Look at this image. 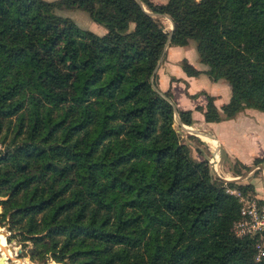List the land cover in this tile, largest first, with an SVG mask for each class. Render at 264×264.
<instances>
[{
  "label": "trees",
  "instance_id": "trees-1",
  "mask_svg": "<svg viewBox=\"0 0 264 264\" xmlns=\"http://www.w3.org/2000/svg\"><path fill=\"white\" fill-rule=\"evenodd\" d=\"M168 40L194 41L204 73L230 86L221 112L210 95L196 107L205 122L264 112V0H0V226L31 241V260L264 264L256 239L234 234L227 192L253 186L216 177L173 126L175 112L193 120L153 75Z\"/></svg>",
  "mask_w": 264,
  "mask_h": 264
},
{
  "label": "crops",
  "instance_id": "crops-1",
  "mask_svg": "<svg viewBox=\"0 0 264 264\" xmlns=\"http://www.w3.org/2000/svg\"><path fill=\"white\" fill-rule=\"evenodd\" d=\"M183 62L200 73L195 76L187 75L182 68ZM206 69L190 42L186 46L168 43L155 72V81L161 92H170L171 101L177 109L192 111V124L197 123L202 128L210 129L220 141L232 139L235 142L218 144L217 152L224 153L229 161L250 166L255 158L264 156V112L245 109L233 119L205 122L202 111L196 107H205L207 95L214 97V104L220 112L230 97L228 83L210 80L204 73ZM209 146L212 149L213 145ZM215 158L216 154L214 160ZM260 165L264 174V161ZM249 183L254 189L252 193L264 198V178H253Z\"/></svg>",
  "mask_w": 264,
  "mask_h": 264
},
{
  "label": "rangeland",
  "instance_id": "rangeland-1",
  "mask_svg": "<svg viewBox=\"0 0 264 264\" xmlns=\"http://www.w3.org/2000/svg\"><path fill=\"white\" fill-rule=\"evenodd\" d=\"M45 1L57 2L59 0H45ZM151 1L154 2L155 4H163V3H166L167 0H151ZM55 12L61 16L72 19L76 23V25L80 27L81 29H85V30L87 29L99 35L105 33L106 31L104 26L92 21L88 13L82 9L57 8ZM156 17L162 23V25L164 26L167 32L173 29V23L168 15H157ZM132 26L133 25H131V28ZM189 42L191 45L195 47L194 41L189 40ZM220 80H223V79H220ZM229 90H230V96H231V89ZM179 121L180 120L177 114V117L174 118L173 126L179 135L181 143L189 147L191 156L194 159L196 160L206 159L209 162V165L213 161L212 162L213 166L210 165V168H211L212 173L216 177L224 181H226L227 179V181L228 180L236 181L241 184L249 183L251 179L253 178H259V179L264 178L263 177L264 174H263V171L260 165L261 163L259 165H253L252 163L250 165V169L246 170V169L241 168V163H239L238 161H235V162L229 161L228 157L224 153H221L219 151L217 152L218 144H232V143L235 144V142L232 139L230 141L226 139L225 140L221 139L220 141L218 140V138H216V135H214L210 129L202 128L197 123L192 124V125H187V127L192 128L193 131L187 130L186 128L182 127L183 123H180ZM195 131L200 133L202 137L197 136L194 133ZM209 137L213 138L214 140L210 139ZM203 138L206 139L207 141L203 140ZM211 144L216 145L215 146L216 148L212 147V155L210 154V151H209V147H210L209 145ZM215 154H216V158L214 160ZM0 199H3V198L0 197ZM1 210L2 208L0 206V212ZM3 231L6 232V235L2 234ZM9 235H10V232L7 230V226H0V256L3 254L5 255V261L7 264H43L36 260L33 261L30 259L29 254H30V250L32 249L31 241L28 240L26 242L25 241L22 242L18 238H12L11 241L8 242L7 236ZM3 248L8 249L9 251H7L6 253H3L2 252L3 250H1ZM46 264H61V263H58L48 258V261Z\"/></svg>",
  "mask_w": 264,
  "mask_h": 264
},
{
  "label": "built area",
  "instance_id": "built-area-1",
  "mask_svg": "<svg viewBox=\"0 0 264 264\" xmlns=\"http://www.w3.org/2000/svg\"><path fill=\"white\" fill-rule=\"evenodd\" d=\"M227 192L237 197L240 203V217L233 223L234 234L255 238V259L264 260V198L237 189H227Z\"/></svg>",
  "mask_w": 264,
  "mask_h": 264
},
{
  "label": "water",
  "instance_id": "water-1",
  "mask_svg": "<svg viewBox=\"0 0 264 264\" xmlns=\"http://www.w3.org/2000/svg\"><path fill=\"white\" fill-rule=\"evenodd\" d=\"M168 43H169V40L167 41L165 47L167 46ZM165 47H164V49H165ZM163 52H164V51H163ZM161 57H162V56H161ZM160 59H161V58H160ZM159 61H160V60H159ZM158 66H159V62H158L157 66H156V68H155V70H154V72H153V75L155 74V72H156ZM175 117H177V112H175ZM179 122H180V121H179ZM180 123H181V122H180ZM182 127L186 128L187 130L193 131L192 128L187 127V126L184 125V124H182ZM209 151H210V154L212 155V149H211L210 147H209ZM212 162H213V161H212ZM212 162L210 163L211 166H213V165H212ZM215 174H216V173H215ZM238 178H239V177H238ZM238 178H237V179H238ZM239 179H240V178H239ZM226 181H227V179H226ZM228 181H231V180H228ZM2 234H3V235H6V232L3 231ZM0 264H7L6 261H5V256H3V255L0 256Z\"/></svg>",
  "mask_w": 264,
  "mask_h": 264
},
{
  "label": "bare ground",
  "instance_id": "bare-ground-1",
  "mask_svg": "<svg viewBox=\"0 0 264 264\" xmlns=\"http://www.w3.org/2000/svg\"><path fill=\"white\" fill-rule=\"evenodd\" d=\"M194 133H195L197 136H201V137H202V135H201L200 133H198V132H196V131H195ZM207 138H208V137H207ZM209 138H210V139H213V138H211V137H209ZM203 140L207 141V140L204 139V138H203ZM213 140H214V139H213ZM214 142H215V141H214ZM207 143H208V142H207ZM214 144H215V143H214ZM214 144H212V145H213L214 148H216ZM1 250H3V251H2L3 253H6L7 251H9L8 249H4V248L1 249ZM3 253H2V254H3ZM3 255H4V254H3ZM4 256H5V255H4Z\"/></svg>",
  "mask_w": 264,
  "mask_h": 264
}]
</instances>
